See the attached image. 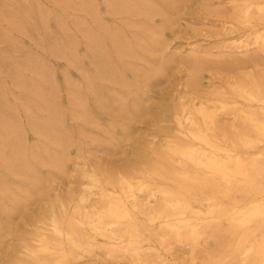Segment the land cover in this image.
I'll list each match as a JSON object with an SVG mask.
<instances>
[{
	"label": "rangeland",
	"instance_id": "obj_1",
	"mask_svg": "<svg viewBox=\"0 0 264 264\" xmlns=\"http://www.w3.org/2000/svg\"><path fill=\"white\" fill-rule=\"evenodd\" d=\"M260 14L264 0H0V264H264V228L254 229L255 218L242 233V179L235 177L175 201L184 209L178 231L148 222L154 228L133 244L139 259L127 249L111 252L116 246L99 236L91 252L66 256L49 254L53 240L50 251L40 243L53 235L63 204L70 208L71 195L88 188L85 171L99 180L114 177L106 190L140 181L134 169L157 179L156 168L149 169L158 166L153 154H167L177 129L173 109L190 96L196 107L210 104L224 131L219 138L231 154L254 157L264 180V136L235 134L249 128L235 108L258 104L239 89L264 85ZM96 189L83 191L87 204L102 203ZM142 190L137 198L157 205L159 191ZM29 255L34 261H20Z\"/></svg>",
	"mask_w": 264,
	"mask_h": 264
},
{
	"label": "bare ground",
	"instance_id": "obj_2",
	"mask_svg": "<svg viewBox=\"0 0 264 264\" xmlns=\"http://www.w3.org/2000/svg\"><path fill=\"white\" fill-rule=\"evenodd\" d=\"M257 3L258 2H256V5L259 4V3L258 4ZM251 5L253 6L252 3H251ZM136 7H135V9H136ZM259 9H260V7H259ZM259 9H257V11H259ZM238 11H239L238 17L242 18V5H241V7H239ZM257 11H256V13H257ZM248 12L250 13V11H246L245 13H248ZM254 12H252L251 18L255 17L256 13L254 14ZM253 14H254V16H252ZM248 16H250V15H247V17ZM260 16H261V14H260ZM261 18H264V16H261ZM162 32H164V30ZM170 32H172V31H170ZM158 43L162 44V41L157 42L156 45ZM149 46H151V45H149ZM162 46H164V44H162ZM122 47H124V46H122ZM121 51H123V50H121ZM121 51H119V52H121ZM99 59H100V57H99ZM192 61H193V59H192ZM106 62L104 63V65L106 64ZM194 62L196 63V61H194ZM99 63L101 66V63L103 64V61H101V62L99 61ZM108 63H110V62H108ZM108 63H107V65H110ZM96 64H97V62H96ZM105 70L107 72V68H105ZM99 72L101 73V71H99ZM163 73H164V71H163ZM165 74H166V72H165ZM261 80H264V79H261ZM259 84L254 83V85H253L254 86L253 88H255L254 90H248V89L242 90V88L239 89V96L245 97L248 102L257 101L258 104L254 108H252V105L251 106L248 105V107L245 109H242V107L235 108L236 111L239 113L240 117L243 118L244 121L248 122V126H249L248 129H245V127H244L243 130L241 129L238 133H235L237 135L238 134H240V135L245 134V135L249 136L250 133H253L254 135H257V137L258 136H260V137L264 136V94H262V93H264V88H262V86H264V85H262L261 89H260ZM190 98H191V96H190ZM190 98H189V100L186 99V101L182 102V103H180L181 102L180 101L176 108H174V107H173L174 109L172 108L173 109L172 113H173V115H175V121H176L177 129H176L175 133L172 132V133H174V137H175L174 140L175 141H173V139H172L170 141V143L172 141L174 143L172 145L170 144L169 146L167 145L168 146L167 154L157 155V153L153 154L154 153L153 152L152 154L154 156L155 155L156 156H155L154 161L152 163L154 164V166H157V165L158 166L154 167V168L149 167V166L146 167V168L149 167V169H151V170L155 169V168L157 169V171H156V169H155V171H152V172H157V173H155L158 175L157 179H156V177L152 176L151 178H155V179L151 180V178H150L151 181L146 180L149 177L145 178V177H143V175H146L145 173L147 170L144 169L145 170L144 173H142L143 171L141 172L140 170H138V171H140V173H139L138 171H136V169H134L135 165L133 163V165H134L133 169L136 172L134 170L130 169L129 167L128 168L130 169V171L131 170H132V172L134 171V173L136 175L143 174L142 176L140 175L141 179L139 177L137 178V179H140V181L137 180L138 182L135 184H133L132 182L122 183L118 189L113 185L110 189L106 190L108 184L110 185V184H114L116 182V181L114 182V179H113L114 177L111 180L110 175H109V178H106L105 181H104V179L99 180L98 178H94V174H93V173H95L94 171H92L90 173L91 176H90V174H88V171H85L83 176H86L89 179L88 188H86V189L81 188L80 193L75 198H72L73 194L71 193L72 195L68 199V201H70V203L72 202V206L69 208V207H67V205L69 206V204H67L66 208H69V209H66L64 207L65 205L63 204L62 208L60 209V216L59 217L53 216V219H52V227H53L52 233H53V235L51 237L49 236L48 239H46L47 236H45V235L42 236L43 238L40 241V243H41V245H46V248H47L46 251H50V250H48V249H50L49 243L51 244L50 240L51 241L53 240V246L51 248H53L54 250H51V253H49V254H53L57 251H62V252H64V255L67 252H68V255L69 254L74 255L76 253L74 251V249L91 252L97 243V241H96L97 236H99V237L105 238V240L108 243H112V245L116 246V247L110 248L111 252H113V253L119 252V255H120V254H122L120 252L122 249L123 250L127 249V250H129V252H130V250L132 251L131 257H135L136 259H139L140 253H138V252H140V251L137 252L136 251L137 248H135V246H133V244L137 241V239L139 237H141L142 232L144 230H149V229L154 228V225H152V223L150 224L148 222L153 221V220H154L153 222H155V219H158V222L156 221L157 222V224H156L157 229L161 230V229L172 228L174 231H178L177 229H178L179 223H180L178 221V214L180 212H182L184 209L178 208L175 201L179 200V198L198 195V193L202 189H206V188L210 187V184L213 182V180H216V179L223 180L227 184L228 183L231 184V181L233 180L234 177L240 178V180L242 179V233L244 232V228L247 224L246 222L247 221L249 222L250 220L252 221L255 218H259L260 220L254 224V225H256L254 227V229L256 228L255 230H257L258 228H264V180H262V175L259 171L257 160L254 157L253 158L249 157V155L247 154V151L245 153V154H247V156L245 157L247 162H244L245 158H242L241 155L239 156L237 153L231 154L229 151V147H228L229 144H227L226 140L223 139L224 137H222V139H221V137L219 138V135L217 134V133H219L218 130H220L221 127L219 128L217 123H216V121H217L216 120V111H213L214 109L212 111L208 110L210 104H205L203 102H201V105L199 107H196V106H194L195 105L194 102H192V100H194L192 98H194V97L192 96V98L191 99ZM209 98H211V97H209ZM220 98H221V96H220ZM222 100H224V99H222ZM188 103H190V104H188ZM168 105H170V104H168ZM121 106H123V105H121ZM175 106H176V104H175ZM215 106H216L215 108L217 110L224 108L223 106L219 107L216 104H215ZM133 107H134V105H133ZM143 107L141 109H143ZM121 108H123V107H121ZM121 108L119 110H121ZM169 108H168V110H169ZM145 109L147 110L149 108H145ZM124 110L126 111V109H124ZM124 110H122V111H124ZM133 110H134V108H133ZM127 111H129L132 114V111H130L129 109H127ZM133 112H134L133 115L138 113V112L135 113V111H133ZM139 114H140V112H139ZM139 116H141V114ZM142 116H143V114H142ZM137 117H138V115H137ZM240 117H239V119H240ZM169 128L170 127H168V131H169ZM221 130L224 133L223 128ZM223 133H222V135H224ZM230 135L228 137L231 138L233 134L231 136ZM233 138H234V136H233ZM247 139H248V137H247ZM250 139H252V138H250ZM254 140H256V139L254 138ZM253 141L251 140V142H253ZM164 142H165V140H164ZM245 143H247V141L244 142V144ZM152 144H154V143H152ZM166 144H168V143H166ZM166 144H165V146H166ZM253 144H251V145H253ZM144 145H146V143H144ZM248 145L250 146V142ZM252 147H256V144H254V146H252ZM142 149H144V147H142ZM167 149H165V150H167ZM162 151H164V150H162ZM262 152H264V151H262ZM138 156H139V159L144 160L142 153L138 152ZM149 156H151V155L148 154V157ZM152 157H149V158H152ZM128 164H129V162H128ZM130 167H133V166H131V162H130ZM161 167H162V169L165 167L163 171L159 170ZM97 169H98V167H97ZM99 170L101 173L102 172L101 169H99ZM112 171H113V169H112ZM126 172H127V170H126ZM152 172H150V173H152ZM96 173H95V175H97ZM106 173H107V171H105L104 174L106 175ZM105 175H103V177ZM105 177H107V176H105ZM126 177H127V175H126ZM127 178H129V177H127ZM130 178H131V176H130ZM132 178H134V177H132ZM254 178L256 180H254ZM107 179H110V180H107ZM118 180H119V178L117 179V181ZM181 180L186 181L185 186H179V183L181 182ZM218 180H217V182H218ZM126 181H127V179H126ZM132 181H133V179H132ZM220 182H222V181H220ZM91 187H96L99 189V190L96 189L97 192H94L95 195L98 196L99 201L102 202V203L100 202L101 204L99 206H96L93 204L90 205V204L86 203L87 200L89 199L88 193H85L83 191H86L87 189H90ZM165 187H168V188H165ZM170 187H172V188H170ZM196 187H197V191H195ZM142 189H146L147 191H149L151 193L154 190L159 191L160 197H159V200L157 201V205H155V204H154L155 206L151 205L149 202L147 203V202H144L143 200H139V198H137L136 191H141ZM237 190H239V188ZM105 191H109V193L106 192V193H108V194H106ZM208 191H210V190H208ZM137 194H138V192H137ZM155 197H157V196H155ZM64 202H66V201L64 200ZM60 207H61V205H60ZM187 210L195 212V213H201V212H198L197 207L196 208H194V207L188 208ZM50 213H52V212H50ZM137 214H141V215L145 216L144 220H142V223L139 222V220H136ZM168 217H171V218H168ZM85 225L87 227H89V230L85 228L86 227ZM245 238H246V234H242V240ZM138 240H140V239H138ZM115 241H117V242L125 241L127 244L124 247L120 248L117 245H115ZM116 244H120V243H116ZM261 251H262V253H264V248H262ZM124 252H126V250ZM31 253L34 254V252H32V251H31ZM30 258H31V256H30ZM22 259H20V261H34V259H32V258L30 260H26V259L22 260ZM250 259H251V256H242V262L249 261ZM17 262H18V257H17ZM14 263H16V261ZM22 264H27V263H22Z\"/></svg>",
	"mask_w": 264,
	"mask_h": 264
}]
</instances>
